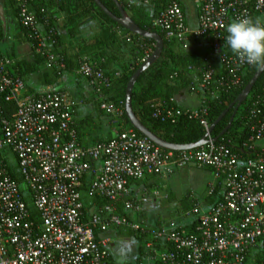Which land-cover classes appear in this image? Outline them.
Wrapping results in <instances>:
<instances>
[{"label":"built area","instance_id":"2783aa9c","mask_svg":"<svg viewBox=\"0 0 264 264\" xmlns=\"http://www.w3.org/2000/svg\"><path fill=\"white\" fill-rule=\"evenodd\" d=\"M13 1L33 52L43 56L52 71H65L62 55L51 47L55 32L41 27L46 10L33 9L36 0ZM154 1L163 4L151 25L166 40L184 48L191 37L209 42L200 65L190 67L198 75L197 106H157L152 116L196 119L206 133L208 98L219 99L240 87L245 69L251 67L226 45V26L243 17L264 21V0H193L195 27L189 24L181 0H142ZM150 54L145 47L139 62ZM12 63L0 50V264H111L112 238L106 234L111 228L144 236V252L137 264H251L255 255L264 264V85L240 119L248 134L242 146L246 155L230 138L213 140L210 134L199 147L166 150L124 127L122 108L105 100L103 91L110 88L111 77L81 54L76 73L99 99L113 132L107 140L84 146L73 114L77 103L69 93L62 88L26 92L23 81L10 73ZM3 101L15 103L12 115L4 114ZM7 151L15 156L36 214L9 174ZM188 165L212 171L208 195L220 188L213 203L195 202L186 213L196 215L191 228L174 220L151 225L117 213L121 204L132 215H140L147 205L167 197L159 188L139 189L134 182L148 175L168 178L174 169ZM85 175L90 177L88 195L102 201L94 204L87 219L79 189Z\"/></svg>","mask_w":264,"mask_h":264},{"label":"trees","instance_id":"16d2710c","mask_svg":"<svg viewBox=\"0 0 264 264\" xmlns=\"http://www.w3.org/2000/svg\"><path fill=\"white\" fill-rule=\"evenodd\" d=\"M0 1L3 8H6L8 6L12 8V12L16 17L18 26L26 37L25 29L21 26L17 19V7L15 5V2L13 0ZM100 1L111 13L119 15L118 8L112 0ZM118 1L140 28L157 32L163 38L164 43L159 58L148 68H146L137 77L134 83L131 95V104L134 114L150 131H152L155 135L165 141L175 144H189L196 142L205 134L204 128L198 120L189 119L186 116H179L178 118H175L174 121H171L168 119H161L160 117H153L152 113L157 106L165 107L167 105H173L182 108L175 101V96L179 92V90L186 88L188 85L190 86L191 77L189 79L187 74L184 75V73L192 72L193 70L190 69L191 66L200 65L203 57L208 51L209 39L206 38L202 40L203 37H199L197 39L191 37L189 42L192 43L193 46L195 45V48L193 50H186V48H184L181 43L174 40H166L164 34L159 29L151 25V19L161 8L163 1H154L149 4H144L142 0ZM56 2V4L58 5V9L63 11L64 23L67 27L66 30L72 37H78L77 28L79 26V23L83 19L90 18L96 23V29L93 36L88 39H74V41H76L75 46L73 44L70 45V48H74L73 53H66L65 50L61 48L60 43H62V40L60 36H55V42L53 45H51V47L54 51H57L62 55L63 60L66 64L65 71L68 69H73L75 67L77 58L81 54H85L92 60L97 62L104 73L112 79L110 88L103 91L105 100L108 102H112L117 106H120L123 110L124 127L133 128L129 124V121L124 112L125 87L130 76L140 66L141 62H139V60L144 55L145 47L150 48L151 52L153 51L154 41L151 39L140 37L124 29L122 26L113 21L108 15H106L94 2V0H57ZM32 4L33 6L31 7L38 11L43 3L33 2ZM44 6L45 5L43 4V7ZM182 7L184 8V6ZM52 19L53 18L47 20L45 19L43 21L46 23H43L46 30L53 31V28L51 26ZM4 37V27L0 19V38ZM201 42H205L206 46L201 45L202 47L200 48L196 46ZM86 48H88V50H86ZM112 63L113 67L110 68L109 64ZM14 66L17 70V73L10 72L11 75L23 81L24 77L28 76L32 72H36L41 66H45V59L40 54L34 53L32 62L18 60ZM76 68L77 66L74 69L76 70ZM256 69L257 67L254 66L245 69L241 78L240 87L233 89L226 94H222L219 99L208 98L207 101L209 107L207 116L209 125H211L221 115V113L227 109L225 115L213 126L212 130L210 131V136L212 138H216L217 140H220L221 137L230 138L231 144L238 147V149H241L244 155H246V151L242 148V146L244 141H246V137L248 134L246 129L240 123V119L247 111L255 96L262 93V88L264 85V72L254 84L246 100L236 111L230 127L223 134L221 133L226 127L230 115L233 111V107L228 108L229 105L233 103L236 96L248 83ZM65 71H61L59 74L55 71H52V75L54 77L60 76ZM175 71H178L179 74L176 77H173L172 74ZM196 84H198V81ZM196 84H193V87L190 86V89L198 91V87H196ZM92 97L95 100L96 107L95 113H93L94 116L96 118H104L109 124L110 117L105 111L100 109L99 99L94 95L93 92ZM171 99H173V102L171 101ZM15 107L16 106L13 101L2 102V109L6 116L12 115V113L15 111ZM73 114L75 115V108H73ZM75 123L79 136L81 124L80 121L76 120V118ZM137 133L140 134L139 132ZM112 135L113 132L112 130H110V137L99 140H107L111 138ZM78 139L80 140L79 137ZM4 161L7 163L10 176L15 181H17L28 209L33 214H36V211L32 205V199L28 187L23 182L22 176L19 173L15 156L7 151L4 155ZM169 178L170 177L164 178L160 175H148L140 179L139 181L134 182L135 185L140 183L142 187L146 188V190H151L154 187L159 188L161 192L167 194L165 204H171L172 201L176 203V205L173 206L174 209L170 210L171 212L168 218L158 217L153 222H148L147 220H144L145 210L140 215H132L131 213L127 212L121 204L117 205V213L122 216H126L129 219H140L141 221H146L147 223H151V225L167 223L170 220H174L176 223L185 228H191L196 223V218L190 222L183 224L181 222V219L189 216L186 213L191 209L192 205L195 202L199 201L195 198L190 190L186 191L183 195H181V197L177 198L175 196V193L172 192L170 188L164 183L165 181L163 179ZM89 180L90 177L88 175H85L82 178L81 185L79 187L81 200L83 202V212L85 215V219L88 218V215L92 210L94 204L100 205L102 203V201H98L97 198H93L88 195L87 185L89 183ZM219 197L220 188L216 187L212 195H208L207 193H203L201 195V205L206 206L210 203H213V201H215ZM111 230L114 231L115 234L127 236L129 235L137 239L139 241L138 260L143 256L145 243L144 236L135 231H124L121 228H111L106 233L109 235V231ZM250 263L261 264L260 257L258 255L253 256V259H251ZM154 264L159 263L156 262Z\"/></svg>","mask_w":264,"mask_h":264},{"label":"crops","instance_id":"0c3cea01","mask_svg":"<svg viewBox=\"0 0 264 264\" xmlns=\"http://www.w3.org/2000/svg\"><path fill=\"white\" fill-rule=\"evenodd\" d=\"M56 1L57 0H36L35 2L43 3L46 6H44L45 8L43 7V4L40 6V8L43 7L46 10V20L53 18V25L51 24V26L55 34L60 36L62 40V43H60L61 48L64 49L66 53H73L74 48H70V45L73 44L75 46L76 41H74V39H88L93 36L96 29V23L90 18L83 19L77 28L78 37H72L66 30L67 27L64 23L63 11L58 9ZM183 6L186 11L184 3ZM3 16L5 19V25L2 21L1 22L4 27L5 37L0 38V50L13 62L10 67V72L17 73V70L14 66L15 63L18 60L32 62L34 58V52L28 39L19 28L16 17L12 12V8L9 6L3 8ZM189 24L191 27H195L196 17L195 22ZM41 27L45 29V25ZM203 39L206 38H202V40ZM201 45L202 44H197L199 48ZM86 50H88V48H86ZM109 65L110 68L113 67V63ZM76 66L77 62L75 67ZM74 68L66 70L60 76L54 77L52 75L51 69L47 68L46 66H41L36 72H32L28 76L24 77V90L26 92L36 93L39 91H48L56 88L65 89L77 103L75 106L74 119L76 118V120L80 121L81 124L78 136L80 138L79 141L82 145L89 146L96 140L110 137V130L112 128L104 118H96L94 116L93 113L95 112L96 107L94 105L95 100L92 97V90L87 86L84 79L76 73ZM71 76H74L78 80V83H75ZM77 88L78 90L76 91ZM197 95V91L193 89L185 90V88H183L176 94L175 99L177 104L182 108H193L198 104ZM259 144L263 143L259 142ZM213 180L214 176L211 170L188 165L175 169L167 181V186L172 192L175 193V196L179 198L188 190L192 192H201L200 195H202L205 192L208 184ZM109 235L112 238L113 244V238L116 234L111 230L109 231ZM111 263L114 264L112 254Z\"/></svg>","mask_w":264,"mask_h":264},{"label":"water","instance_id":"95a60500","mask_svg":"<svg viewBox=\"0 0 264 264\" xmlns=\"http://www.w3.org/2000/svg\"><path fill=\"white\" fill-rule=\"evenodd\" d=\"M119 11V15H115L111 13L100 0H94V2L100 7V9L108 15L113 21H115L117 24L122 26L124 29L130 31L133 34H136L140 37L151 39L154 41V49L151 52L150 56L140 64V66L135 70V72L130 76V78L127 81L125 92H124V112L125 115L129 121V124L142 136L149 139L151 142H153L155 145L166 149V150H172V151H182V150H189L196 147H199L207 142V136L210 134V131L212 130L213 126L225 115L227 112V109L224 110L221 115L209 126L208 131L196 142L189 143V144H175L168 141H165L155 135L152 131H150L134 114L131 104V95L134 83L137 79V77L151 64H153L161 55L162 49H163V38L160 34L157 32H153L150 30L142 29L140 28L134 20L129 16V14L125 11L123 6L120 4L118 0H112ZM0 19L5 25V19L3 16V7L0 1ZM264 68H258L248 81V83L245 85V87L242 89V91L236 96L233 103L229 105L228 108L233 107V111L230 115L229 121L222 131L221 134H223L231 125L234 116L236 114V111L241 106V104L246 100L247 96L251 92L254 84L259 79V77L263 74ZM213 140H216V138H213Z\"/></svg>","mask_w":264,"mask_h":264},{"label":"rangeland","instance_id":"374dc122","mask_svg":"<svg viewBox=\"0 0 264 264\" xmlns=\"http://www.w3.org/2000/svg\"><path fill=\"white\" fill-rule=\"evenodd\" d=\"M185 7H186V13H187V19L189 23L195 22V8H194V2L193 0H181ZM150 11V8H149ZM202 46H206L205 42H201ZM197 46V45H196ZM201 46V47H202ZM195 48V45L193 46L192 43L189 42V44L186 47V50L191 49L193 50ZM187 74L188 78L191 77V84L190 86L193 87V84L195 85L197 83V72H185L184 75ZM75 83H78V80L71 76ZM198 87V84H196ZM189 85L185 88V90H189L191 87ZM78 88L76 89V91ZM95 105V104H94ZM94 107V106H93ZM95 113V112H94ZM12 157V156H11ZM165 184L167 185L168 179H163ZM136 188H139L142 186L140 183L136 185ZM207 188L205 189L206 193ZM192 192V191H191ZM201 192H192V194L195 196V198L199 201V204L201 203ZM167 198V197H166ZM166 198H163L161 200H157L152 202L151 204L147 205L145 207V214H144V220H147L148 222H153L156 218L162 217V218H168L170 214V210L174 209L173 206L176 205L175 202H171V204H165ZM196 218L195 214H191L189 216H186L181 219L182 224L190 222ZM145 223H147L145 221ZM151 224V223H147ZM128 239V240H126ZM138 247H139V241L131 236L127 235H118L116 234L113 238V244L110 247V252L112 254V258L114 261V264H137L138 260Z\"/></svg>","mask_w":264,"mask_h":264},{"label":"clouds","instance_id":"9594fccd","mask_svg":"<svg viewBox=\"0 0 264 264\" xmlns=\"http://www.w3.org/2000/svg\"><path fill=\"white\" fill-rule=\"evenodd\" d=\"M226 45L243 63L264 68V21L243 17L226 26Z\"/></svg>","mask_w":264,"mask_h":264}]
</instances>
